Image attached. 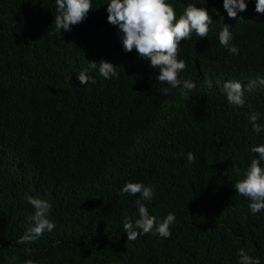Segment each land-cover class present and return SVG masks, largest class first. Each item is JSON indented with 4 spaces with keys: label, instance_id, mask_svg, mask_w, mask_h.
Segmentation results:
<instances>
[{
    "label": "trees",
    "instance_id": "trees-1",
    "mask_svg": "<svg viewBox=\"0 0 264 264\" xmlns=\"http://www.w3.org/2000/svg\"><path fill=\"white\" fill-rule=\"evenodd\" d=\"M109 2L91 0L82 23L57 32L55 0H0V264H238L240 248L264 264V211L252 214L233 187L264 144L249 121L259 113L264 126V15L255 0L235 19L223 0H166L177 18L192 3L213 19L207 38L181 41L180 78L196 84L182 97L161 94L159 70L123 50ZM224 23L238 54L219 43ZM101 60L118 77L89 68ZM80 71L97 82L81 85ZM228 80H257L242 108L227 102ZM126 182L154 187L146 206L158 221L175 214L171 237L127 241L139 195H121ZM25 193L53 205L55 228L18 244L33 212Z\"/></svg>",
    "mask_w": 264,
    "mask_h": 264
},
{
    "label": "clouds",
    "instance_id": "clouds-1",
    "mask_svg": "<svg viewBox=\"0 0 264 264\" xmlns=\"http://www.w3.org/2000/svg\"><path fill=\"white\" fill-rule=\"evenodd\" d=\"M56 15L54 25L57 32L71 31L72 26L82 23L90 10L91 0H55ZM223 7L229 18L235 19L239 12L247 9L245 0H223ZM108 23L118 26L122 33L121 40L123 50L132 52L136 50L141 58L150 61V67L159 70L157 81L167 84L160 90L161 94L168 95L171 89H179L182 97H187L196 89V84L190 79H181L180 73L186 70L184 59H179L181 41L191 39L193 33L199 38H207L212 16L205 7H197L189 3L177 18V13L172 4L166 0H110L107 4ZM255 12L264 15V0H255ZM220 45L233 54L239 50L231 44L233 40L230 25L225 24L218 33ZM89 68L97 69L103 79L118 77L117 66L101 60L99 63L89 62ZM78 80L81 85H94L97 81L94 77L80 71ZM259 85L264 86V78H258ZM212 87L210 81L207 82ZM257 86V80L249 81L246 86L239 81L228 80L223 84V92L230 105L243 107L245 103V87L252 91ZM259 113H251L249 121L252 131L259 134L264 131V126L257 123ZM251 152L258 154V158L251 160L250 166L243 170V178L233 185L236 194L249 200V209L252 214L264 211V144L252 146ZM183 155V153H180ZM193 153L187 154L188 164L195 162ZM236 174H241V169H235ZM154 187L143 182H126L120 194L132 196L139 195L135 200L139 218L134 221L127 216L123 220V232L127 234V241H135L142 235L151 234L159 238H169L172 235L170 226L175 223V214L169 212L162 221H158L149 213L146 201L154 198ZM25 200L32 206L33 212L26 215L27 228L17 240L18 244H28L42 237L45 232H52L55 222L50 219L53 205L47 200L33 197L25 193ZM31 255L32 250L25 249ZM238 264H261L258 257H254L244 248L237 251ZM13 260L16 257H12ZM24 264H35L28 259Z\"/></svg>",
    "mask_w": 264,
    "mask_h": 264
}]
</instances>
